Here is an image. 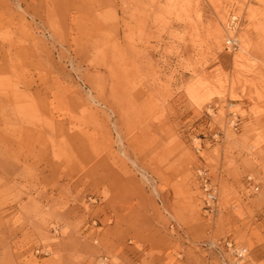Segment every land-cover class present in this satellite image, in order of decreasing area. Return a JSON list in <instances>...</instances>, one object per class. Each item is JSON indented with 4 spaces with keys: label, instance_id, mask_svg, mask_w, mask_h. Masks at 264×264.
I'll return each mask as SVG.
<instances>
[{
    "label": "rangeland",
    "instance_id": "374dc122",
    "mask_svg": "<svg viewBox=\"0 0 264 264\" xmlns=\"http://www.w3.org/2000/svg\"><path fill=\"white\" fill-rule=\"evenodd\" d=\"M260 174L264 0H0V264H264Z\"/></svg>",
    "mask_w": 264,
    "mask_h": 264
},
{
    "label": "built area",
    "instance_id": "2783aa9c",
    "mask_svg": "<svg viewBox=\"0 0 264 264\" xmlns=\"http://www.w3.org/2000/svg\"><path fill=\"white\" fill-rule=\"evenodd\" d=\"M240 25V17L238 15L232 13L227 22H226V36L224 40V49L226 51H232L235 50L238 47V39L235 36L236 30L238 29ZM213 136H217V134H213ZM214 138V137H212ZM200 188L202 190V193L204 194L203 202L204 207L207 210L212 209V205L215 201V194L216 189L213 186L210 175L206 169H200L197 171ZM246 180L248 183H252L254 185L253 177L248 175L246 177ZM254 189L257 190L258 186L254 185ZM224 245L228 250L231 251L233 254L234 260L232 261V264H236L243 260L245 254H246V248L245 247H237L232 241H224ZM105 259V258H103Z\"/></svg>",
    "mask_w": 264,
    "mask_h": 264
},
{
    "label": "crops",
    "instance_id": "0c3cea01",
    "mask_svg": "<svg viewBox=\"0 0 264 264\" xmlns=\"http://www.w3.org/2000/svg\"><path fill=\"white\" fill-rule=\"evenodd\" d=\"M26 142H27V144L28 145H30V144H35L34 142H32V140L30 139V138H28L27 140H26ZM47 144V142H45V143H43V144H36L39 148H38V150H37V153H39V154H41V153H43L44 152V147H45V145ZM259 170V169H258ZM260 172V171H259ZM261 176H264V175H262V174H260ZM260 176V177H261ZM262 179H264V177H262ZM260 187H264V181H262V183L260 184ZM17 257H18V255H17Z\"/></svg>",
    "mask_w": 264,
    "mask_h": 264
},
{
    "label": "bare ground",
    "instance_id": "6f19581e",
    "mask_svg": "<svg viewBox=\"0 0 264 264\" xmlns=\"http://www.w3.org/2000/svg\"><path fill=\"white\" fill-rule=\"evenodd\" d=\"M4 96V95H3ZM5 97H7V96H5ZM118 136V135H117Z\"/></svg>",
    "mask_w": 264,
    "mask_h": 264
}]
</instances>
